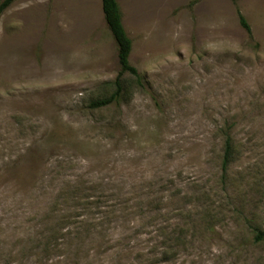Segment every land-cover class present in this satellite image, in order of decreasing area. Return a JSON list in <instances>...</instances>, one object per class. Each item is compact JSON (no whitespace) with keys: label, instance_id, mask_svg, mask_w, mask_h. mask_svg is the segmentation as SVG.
<instances>
[{"label":"rangeland","instance_id":"1","mask_svg":"<svg viewBox=\"0 0 264 264\" xmlns=\"http://www.w3.org/2000/svg\"><path fill=\"white\" fill-rule=\"evenodd\" d=\"M117 1L103 107L101 0L0 18V264H264V0Z\"/></svg>","mask_w":264,"mask_h":264},{"label":"trees","instance_id":"2","mask_svg":"<svg viewBox=\"0 0 264 264\" xmlns=\"http://www.w3.org/2000/svg\"><path fill=\"white\" fill-rule=\"evenodd\" d=\"M13 1L14 0H3L2 2H0V18L6 11V9L10 7ZM101 2L106 26L111 32L117 46V58L120 66V71L118 72L114 82L115 91L109 97L92 103L93 107H103L118 102L122 95V92L124 91L126 82L124 76L126 74H128L130 77H133L140 86L142 85L143 81V77L139 74L137 68L134 67L130 62V55L132 52L133 43L123 25L121 8L118 1L101 0ZM237 15L240 25L242 26V28H244L248 36L252 39L251 26L238 8ZM232 142V137L228 134L225 138V148L222 161V170L224 173L226 172L230 162L232 161L234 152ZM254 238L257 242L263 240L264 231H258L257 233H255Z\"/></svg>","mask_w":264,"mask_h":264}]
</instances>
